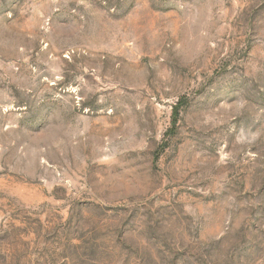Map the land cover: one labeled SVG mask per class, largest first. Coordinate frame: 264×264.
Segmentation results:
<instances>
[{
  "label": "rangeland",
  "instance_id": "374dc122",
  "mask_svg": "<svg viewBox=\"0 0 264 264\" xmlns=\"http://www.w3.org/2000/svg\"><path fill=\"white\" fill-rule=\"evenodd\" d=\"M0 264H264V0H0Z\"/></svg>",
  "mask_w": 264,
  "mask_h": 264
},
{
  "label": "trees",
  "instance_id": "16d2710c",
  "mask_svg": "<svg viewBox=\"0 0 264 264\" xmlns=\"http://www.w3.org/2000/svg\"><path fill=\"white\" fill-rule=\"evenodd\" d=\"M178 114V113H177ZM178 116V115H177Z\"/></svg>",
  "mask_w": 264,
  "mask_h": 264
}]
</instances>
